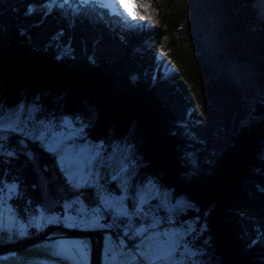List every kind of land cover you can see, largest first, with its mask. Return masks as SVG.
Wrapping results in <instances>:
<instances>
[{
	"label": "trees",
	"instance_id": "obj_1",
	"mask_svg": "<svg viewBox=\"0 0 264 264\" xmlns=\"http://www.w3.org/2000/svg\"><path fill=\"white\" fill-rule=\"evenodd\" d=\"M46 1L0 0V106L91 110L85 139L126 137L146 174L196 210L185 214L204 227L205 245L186 239L195 254L264 264V0H135L125 18ZM18 142L0 156V184H15L19 214L59 215L76 195L90 204L89 189L71 193L50 156ZM151 204L176 221L158 230L182 224L162 201L141 209Z\"/></svg>",
	"mask_w": 264,
	"mask_h": 264
},
{
	"label": "rangeland",
	"instance_id": "obj_2",
	"mask_svg": "<svg viewBox=\"0 0 264 264\" xmlns=\"http://www.w3.org/2000/svg\"><path fill=\"white\" fill-rule=\"evenodd\" d=\"M63 1L47 0L46 4L52 6ZM68 1L72 6L74 0ZM101 1L109 12L123 11L127 14L119 0ZM31 7L36 11L34 5L31 4ZM133 52L138 53L137 50ZM35 102L28 100L14 106H0V156L10 155L6 143L10 137H16L21 148L25 143L33 144L54 158L53 162L58 168L65 169L63 178L68 189L83 192L88 187H97L104 204L115 211L137 209L149 200L162 201L171 217L183 219L178 227L162 228L151 233L148 239L143 237L140 240L142 250L137 251L136 255L126 249L119 239L117 245H123V250H118L113 238L103 233L100 264H212L209 257L201 258L185 243L188 239L205 245L206 241L201 238L204 227L199 217L186 218L185 215H191L196 210L161 187L157 183L158 174H146L144 161L126 137L114 140L112 146H109V142H91L84 137L93 120L91 110L67 115L61 110V105L54 104L47 109ZM14 195L15 184H0V232L8 236L5 237L8 242L16 236V227L25 230L37 221L36 214L21 215L9 204ZM76 199L79 200L78 195L63 203L59 217L67 221L65 229L84 231V228L71 225L78 222L103 230L95 219L85 220ZM41 217L49 220L47 215ZM40 244L44 245L43 249H33ZM30 249L36 256H32ZM89 255L88 239L59 237L41 241L16 255L2 254L0 264H89ZM18 256L26 257L25 261H28L22 263Z\"/></svg>",
	"mask_w": 264,
	"mask_h": 264
},
{
	"label": "built area",
	"instance_id": "obj_3",
	"mask_svg": "<svg viewBox=\"0 0 264 264\" xmlns=\"http://www.w3.org/2000/svg\"><path fill=\"white\" fill-rule=\"evenodd\" d=\"M60 177L64 175L65 169H56ZM92 192L89 196L90 204L85 207V216L87 219H95L102 225V229L108 232H112L116 239L122 241L126 248L136 255V252L140 249L139 241L149 235L150 233L158 230L157 221L161 226H176V221H171L169 216L163 212L162 205L151 204V206L144 209L131 211L123 215H113L108 210L107 206L99 199V188L88 187ZM74 193H82L77 191ZM151 213V215H149ZM67 221L62 218L54 216L49 221H41L39 225L32 228L21 231L16 229V234L20 238H26L38 235L44 229L55 227H65ZM75 227H84L79 223H72ZM55 234V233H53ZM12 241H15L13 239ZM21 262H25V258L21 259Z\"/></svg>",
	"mask_w": 264,
	"mask_h": 264
},
{
	"label": "water",
	"instance_id": "obj_4",
	"mask_svg": "<svg viewBox=\"0 0 264 264\" xmlns=\"http://www.w3.org/2000/svg\"><path fill=\"white\" fill-rule=\"evenodd\" d=\"M51 232L58 233L51 236ZM50 235V236H49ZM74 238V239H88L90 243L89 264H100L101 251V232H84L78 230H68L60 227H52L44 230L40 235L20 240L13 243L0 244V254L7 252H21L33 245L41 243V241L55 238Z\"/></svg>",
	"mask_w": 264,
	"mask_h": 264
},
{
	"label": "crops",
	"instance_id": "obj_5",
	"mask_svg": "<svg viewBox=\"0 0 264 264\" xmlns=\"http://www.w3.org/2000/svg\"><path fill=\"white\" fill-rule=\"evenodd\" d=\"M53 159V161H54V158H52ZM55 164V163H54ZM56 165V164H55ZM57 166V165H56ZM58 167V166H57ZM64 179V178H63ZM64 181V180H63ZM159 197V196H158ZM155 198V197H154ZM99 199L101 200V201H103V203H104V199L103 198H100L99 197ZM79 201H80V199H79ZM152 202H157V200H149V201H146L145 203H143L139 208H137V209H132V210H128V211H135V210H138V209H141V207L144 205V204H147V203H152ZM10 204V203H9ZM76 205H77V203H76ZM79 206L81 205V202H79V204H78ZM81 207V210H82V213L84 214V217H85V220H91V219H93V218H91V219H87L86 218V216H85V206L84 205H82V206H80ZM107 208H108V210L110 211V213L111 214H113V215H123V214H125L126 212H128V211H125L124 209H117V211H115V210H113V209H111L110 207H108L107 206ZM35 214H36V218H37V221L35 222V225H37L38 223H39V221L40 220H42L43 218L41 217V215H44V214H42L40 211H38V210H36V212H35ZM50 217H52V216H50ZM83 224V223H82ZM34 225V226H35ZM83 225H85V224H83ZM86 226V225H85ZM30 227H33V226H27L25 229H27V228H30ZM84 231H87V232H94V231H97V232H101V229L99 228V229H96L95 227H92V226H90V225H87L85 228H84ZM156 232V231H155ZM102 233V232H101ZM108 235L111 237V238H113V242L115 241V237L112 235V234H110V233H108ZM3 236V237H2ZM102 236H103V234H102ZM150 236V234L149 235H147L146 237H144L143 239H148V237ZM5 237H8V236H6V235H1V232H0V244H4V243H6V242H8L7 240H6V238ZM13 237H16V236H13ZM142 241V240H141ZM141 241L139 242V245H140V250H142V246H141ZM103 241H102V239H101V243H102ZM118 244V241L116 240V248L118 249V250H123L122 248H123V245H117ZM43 247H44V245L43 244H40V245H38L36 248H33V249H43ZM125 248H126V246H125ZM33 249H30L29 250V252L30 253H32L33 255L32 256H36V253H33L32 251H33ZM127 249V248H126ZM139 250V251H140ZM28 261V260H27Z\"/></svg>",
	"mask_w": 264,
	"mask_h": 264
},
{
	"label": "clouds",
	"instance_id": "obj_6",
	"mask_svg": "<svg viewBox=\"0 0 264 264\" xmlns=\"http://www.w3.org/2000/svg\"><path fill=\"white\" fill-rule=\"evenodd\" d=\"M93 7L97 8L98 6H97V5H95V6L93 5ZM100 9L105 10L107 13H109V15H115V14H118L119 16H121V13H118V12H109L108 10H106V9H104V8H100ZM56 169H61V168H58V167L55 165V170H56ZM64 173H65V172H64ZM63 176H64V175H63ZM63 176H62V178H63ZM63 180H64V179H63ZM70 192H71V193H74L75 191L70 189ZM75 194H78V193H75ZM98 197H99V196H98ZM79 199H80V198H79ZM79 202H81V205H83L81 199H80V201H79L78 199H76V203L79 204ZM102 202H103V201H102ZM81 205H80V206H81ZM48 216H49V220L52 219L54 216H56V217H58V218H62V217H59L58 214H55V215L52 214V215H48ZM50 216H52V217H50ZM118 216H120V215H118ZM62 219H64V218H62ZM44 220H45V219H42V220H40V222H41V221H44ZM49 220H48V221H49ZM45 221H47V220H45ZM40 222H39L37 225H39ZM77 223H78V222H77ZM79 224H80V223H79ZM37 225H35V226H37ZM82 225H83V224H82ZM33 227H34V226H33ZM52 227H55V226H52ZM52 227H50V228H52ZM85 227H86V226L84 225V227H80V228H85ZM30 228H32V227H30ZM60 228H61V227H60ZM62 228H65V227H62ZM16 229L21 230L20 228L16 227V228H15V233H16ZM27 229H29V228H27ZM47 229H49V228H47ZM25 230H26V229H25ZM25 230H21V231H25ZM44 230H46V229H44ZM44 230H43V231H44ZM43 231H42V232H43ZM42 232H41V233H42ZM84 232H87V231H84ZM94 232H97V231H94ZM41 233H39L38 235H40ZM53 233H55V234H53ZM57 234H58V233H56V232H51L50 235H51V236H55V235H57ZM38 235H35V236H38ZM50 235H49V236H50ZM35 236H31V237H35ZM31 237H26V238H23V239H22V238H20V237L16 234V237H11L10 240H9V242H6V243H7V244H8V243H13V242H17V241L24 240V239L31 238ZM13 239H15V241H12ZM6 243H4V244H6ZM114 243L116 244V239H115ZM124 245H125V244H124ZM139 246H140V245H139ZM139 250H140V249H139ZM139 250H138V251H139ZM25 258H26V257H25Z\"/></svg>",
	"mask_w": 264,
	"mask_h": 264
},
{
	"label": "snow or ice",
	"instance_id": "obj_7",
	"mask_svg": "<svg viewBox=\"0 0 264 264\" xmlns=\"http://www.w3.org/2000/svg\"><path fill=\"white\" fill-rule=\"evenodd\" d=\"M120 4L122 7H124L130 15H133L135 16L136 15V12H135V7H136V4H135V0H132V7L129 8V3H128V0H119Z\"/></svg>",
	"mask_w": 264,
	"mask_h": 264
},
{
	"label": "bare ground",
	"instance_id": "obj_8",
	"mask_svg": "<svg viewBox=\"0 0 264 264\" xmlns=\"http://www.w3.org/2000/svg\"><path fill=\"white\" fill-rule=\"evenodd\" d=\"M23 257V256H22ZM21 259H23V258H21Z\"/></svg>",
	"mask_w": 264,
	"mask_h": 264
}]
</instances>
